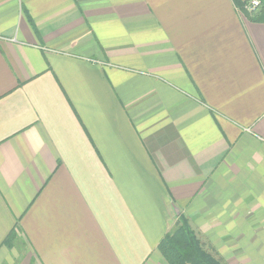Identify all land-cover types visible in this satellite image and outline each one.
I'll return each mask as SVG.
<instances>
[{"label":"crops","instance_id":"obj_1","mask_svg":"<svg viewBox=\"0 0 264 264\" xmlns=\"http://www.w3.org/2000/svg\"><path fill=\"white\" fill-rule=\"evenodd\" d=\"M178 216L222 264H264V23L0 0V264H166Z\"/></svg>","mask_w":264,"mask_h":264},{"label":"trees","instance_id":"obj_2","mask_svg":"<svg viewBox=\"0 0 264 264\" xmlns=\"http://www.w3.org/2000/svg\"><path fill=\"white\" fill-rule=\"evenodd\" d=\"M247 1L232 0L250 21L264 23V0H258L259 6L251 12L246 10ZM157 250L166 264H222L204 248L181 216H178L174 229L160 241Z\"/></svg>","mask_w":264,"mask_h":264},{"label":"built area","instance_id":"obj_3","mask_svg":"<svg viewBox=\"0 0 264 264\" xmlns=\"http://www.w3.org/2000/svg\"><path fill=\"white\" fill-rule=\"evenodd\" d=\"M259 6V1L258 0H248L246 4V10L248 12L253 11Z\"/></svg>","mask_w":264,"mask_h":264}]
</instances>
